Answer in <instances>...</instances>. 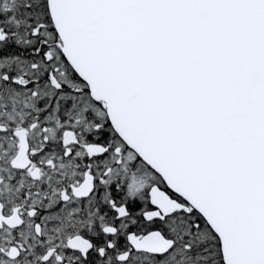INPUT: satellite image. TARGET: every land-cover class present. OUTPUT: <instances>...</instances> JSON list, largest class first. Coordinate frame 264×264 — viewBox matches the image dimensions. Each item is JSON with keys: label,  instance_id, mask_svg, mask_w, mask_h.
Masks as SVG:
<instances>
[{"label": "water", "instance_id": "95a60500", "mask_svg": "<svg viewBox=\"0 0 264 264\" xmlns=\"http://www.w3.org/2000/svg\"><path fill=\"white\" fill-rule=\"evenodd\" d=\"M49 5L68 61L226 264H264V0Z\"/></svg>", "mask_w": 264, "mask_h": 264}, {"label": "flooded vegetation", "instance_id": "af4514ba", "mask_svg": "<svg viewBox=\"0 0 264 264\" xmlns=\"http://www.w3.org/2000/svg\"><path fill=\"white\" fill-rule=\"evenodd\" d=\"M0 264H226L68 61L49 0H0Z\"/></svg>", "mask_w": 264, "mask_h": 264}]
</instances>
